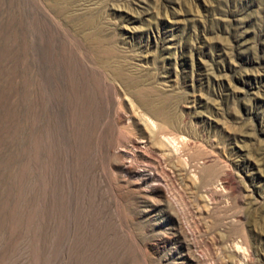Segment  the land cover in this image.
<instances>
[{
  "label": "rangeland",
  "instance_id": "1",
  "mask_svg": "<svg viewBox=\"0 0 264 264\" xmlns=\"http://www.w3.org/2000/svg\"><path fill=\"white\" fill-rule=\"evenodd\" d=\"M0 264H264V0H0Z\"/></svg>",
  "mask_w": 264,
  "mask_h": 264
}]
</instances>
